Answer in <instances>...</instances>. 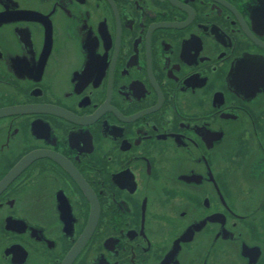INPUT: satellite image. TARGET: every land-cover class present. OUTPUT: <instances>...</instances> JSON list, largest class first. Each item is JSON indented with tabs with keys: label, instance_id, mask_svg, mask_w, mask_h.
I'll return each mask as SVG.
<instances>
[{
	"label": "flooded vegetation",
	"instance_id": "1",
	"mask_svg": "<svg viewBox=\"0 0 264 264\" xmlns=\"http://www.w3.org/2000/svg\"><path fill=\"white\" fill-rule=\"evenodd\" d=\"M0 264H264V0H0Z\"/></svg>",
	"mask_w": 264,
	"mask_h": 264
}]
</instances>
